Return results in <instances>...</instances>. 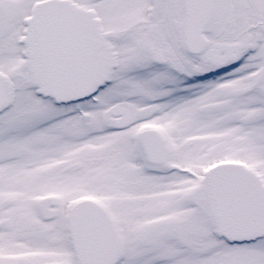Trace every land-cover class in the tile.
Returning a JSON list of instances; mask_svg holds the SVG:
<instances>
[{"label":"snow or ice","instance_id":"1","mask_svg":"<svg viewBox=\"0 0 264 264\" xmlns=\"http://www.w3.org/2000/svg\"><path fill=\"white\" fill-rule=\"evenodd\" d=\"M0 264H264V0H0Z\"/></svg>","mask_w":264,"mask_h":264}]
</instances>
